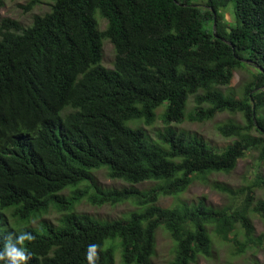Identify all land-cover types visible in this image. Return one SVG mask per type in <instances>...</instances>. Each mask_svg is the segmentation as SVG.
<instances>
[{"label":"trees","instance_id":"1","mask_svg":"<svg viewBox=\"0 0 264 264\" xmlns=\"http://www.w3.org/2000/svg\"><path fill=\"white\" fill-rule=\"evenodd\" d=\"M44 2L50 11L28 26L0 20V247L10 234L28 232L26 264H89L90 244L97 245L93 264H116L117 250L123 264H153L164 226L174 246L169 264L209 260L217 240L238 255L253 248L251 216L264 219V199H255L264 186L259 174L237 190L211 182L232 196L224 207L203 198L171 208L158 202L230 174L249 151L264 161V0H30L25 9ZM232 2L231 24L222 11ZM106 40L112 68L102 65ZM242 69L251 77L238 94L230 87ZM163 104L166 127L152 139L143 124L153 126ZM223 113L242 121L218 125L234 139L222 151L173 127ZM100 171L127 186H102ZM146 182L153 185L136 187ZM83 201L140 211L104 220L79 212ZM52 210L56 224L31 225ZM257 242L264 245V234Z\"/></svg>","mask_w":264,"mask_h":264},{"label":"rangeland","instance_id":"2","mask_svg":"<svg viewBox=\"0 0 264 264\" xmlns=\"http://www.w3.org/2000/svg\"><path fill=\"white\" fill-rule=\"evenodd\" d=\"M30 0H4V5L0 8V20L4 18H11L20 21L23 25H30L34 15H44L50 11L51 4L49 2L41 3L34 7V9L28 12L25 8ZM201 8L205 9V3L198 2ZM222 13L225 15L226 20L229 23L235 22V3L232 2L227 8H225ZM99 29L105 30L107 22L100 18L98 13ZM205 28L210 29L211 22L209 20L204 21ZM115 59V52L113 45L108 41H104L103 46V60L102 65L106 68H112ZM251 73L249 69L238 70L234 74V78L231 84L232 89H234L238 94L242 85L249 81ZM224 89V88H223ZM167 104L160 106L156 113L157 119L153 126H145L147 134L152 138L156 139V134L158 131L163 130L166 126L162 120V115L166 110ZM194 107V100L191 98L189 100L187 111L190 112ZM228 120H235L241 122L242 118L240 115L232 116L228 113H223L218 115L212 121L204 123H192L186 121L182 124H174L173 127L181 130L196 134L202 137L212 148L217 151H222L225 147L231 144L234 139L224 138L217 130L220 123ZM134 123L130 124L133 126ZM260 175L264 180V161L259 158L258 151H249L247 155L240 159L237 166L233 172L230 174L216 173L209 177V184H203L201 182H195L190 186V188L183 194L175 197H161L158 205L165 208H171L178 204V202L196 203L200 199H205L207 204L214 207H224L230 205L233 202L232 196L221 193L212 187L211 182H217L230 187L233 190H237L242 187H247L252 184L257 175ZM99 183L104 187H123L127 184L122 180H111L106 176L105 171H100L97 173ZM153 183L146 182L136 184L137 188L147 189L152 186ZM76 188L69 187V191H74ZM65 193L68 194L69 191ZM255 199H264V186L263 189H257L255 191ZM139 207L133 206L130 203L123 205L110 206L106 205L103 207H95L86 201H83L77 208L79 212H85L91 214L97 218L104 220L119 219L122 217H128L129 212L138 210ZM140 211V210H138ZM60 214L55 210L50 211L47 215L43 216L41 219L32 221L31 225L36 226L39 221L47 220L54 224L57 223ZM254 232V241H256L253 248L249 249L242 255L236 254L237 247L232 243H222L219 240L214 245L213 257L209 260L201 258L197 264H264V245H257L258 238L260 235L264 234V219L259 215L253 214L251 216ZM9 219L13 222L10 214ZM240 242H244V236L238 237ZM111 244L110 241L107 245ZM175 245V242H174ZM173 241L169 235V232L164 226H160L157 230V248L156 254L153 256V264H169L173 259ZM116 264H123L121 259L120 250L116 251Z\"/></svg>","mask_w":264,"mask_h":264},{"label":"clouds","instance_id":"3","mask_svg":"<svg viewBox=\"0 0 264 264\" xmlns=\"http://www.w3.org/2000/svg\"><path fill=\"white\" fill-rule=\"evenodd\" d=\"M33 240V236L28 232H21L12 234L5 240L2 247H0V264H26L28 260V253L25 249V242ZM97 247L95 244L88 246L85 258L89 264H93L92 252Z\"/></svg>","mask_w":264,"mask_h":264},{"label":"water","instance_id":"4","mask_svg":"<svg viewBox=\"0 0 264 264\" xmlns=\"http://www.w3.org/2000/svg\"><path fill=\"white\" fill-rule=\"evenodd\" d=\"M214 26L216 27V23L214 24Z\"/></svg>","mask_w":264,"mask_h":264}]
</instances>
